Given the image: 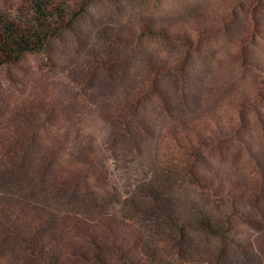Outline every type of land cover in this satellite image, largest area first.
Segmentation results:
<instances>
[{
  "label": "trees",
  "instance_id": "trees-1",
  "mask_svg": "<svg viewBox=\"0 0 264 264\" xmlns=\"http://www.w3.org/2000/svg\"><path fill=\"white\" fill-rule=\"evenodd\" d=\"M154 1L131 0V14L121 0L0 4V88L21 91L28 56L50 76L0 97V264H264V149L250 134L261 113L242 118L240 100L239 124L204 112L197 41L216 18L194 7L151 21L140 10ZM101 7L120 20L104 24ZM147 39L180 50L156 57ZM246 57L264 75V52ZM233 137L261 174L221 170ZM211 149L218 164L189 166ZM185 182L216 211L187 210L169 192Z\"/></svg>",
  "mask_w": 264,
  "mask_h": 264
},
{
  "label": "rangeland",
  "instance_id": "rangeland-1",
  "mask_svg": "<svg viewBox=\"0 0 264 264\" xmlns=\"http://www.w3.org/2000/svg\"><path fill=\"white\" fill-rule=\"evenodd\" d=\"M5 1L10 0H0V4ZM121 1L125 2L128 12L130 8L129 13H133L131 0ZM236 2L241 3L236 4ZM194 7L204 9L213 15L219 30L207 39L197 41L196 58L202 66L194 71V77L198 76L202 85L201 90L205 92L203 96L206 103L203 111L210 118L217 116L221 120L232 119L233 123L237 124L241 123V117H247L251 111L260 112L259 117L252 116L254 124L250 134L253 141L264 149V75L253 65H249L246 57L249 54L264 52V0H156L149 8L140 12L147 15L151 21L162 22L169 19L181 20L179 16L182 8ZM98 14L104 24L113 25L120 20L115 9L101 7L98 9ZM144 50L156 57L170 58L180 50V47L147 39L144 41ZM21 73L24 74V81L23 85H19L21 91H18L16 96V92L13 93L15 89L3 79L0 88V97L2 96L3 100L8 101L12 96L19 98L38 79H42L46 85L50 83L49 73L37 68L32 56H28L23 61ZM239 100L248 103L250 110L245 108V112L238 118L236 114L239 113L237 109ZM233 138L231 142L222 143L223 147L228 146L229 149L224 156L223 165L220 164L221 170L225 168V172L231 171L237 165L242 179L261 174L262 168L251 157L245 140ZM215 148L217 152L220 150L218 146ZM215 150L211 149L209 153L205 151L203 157L199 159L202 163L198 165L188 158L187 161L192 162L189 166L199 168L204 162H208L209 157L215 159L216 161L213 162L218 164L221 160L219 155H217L218 159L213 158ZM111 171L112 169L110 170L112 174ZM238 172L237 170L236 173ZM107 176L93 180L92 185L95 188L106 186L109 182L113 185L116 175L113 173L109 181ZM169 192L175 195L187 210H206L212 213L216 211L215 207L209 201H204L198 190L187 182L182 183L181 188ZM261 205L264 209V201ZM257 252L261 254L259 250Z\"/></svg>",
  "mask_w": 264,
  "mask_h": 264
}]
</instances>
